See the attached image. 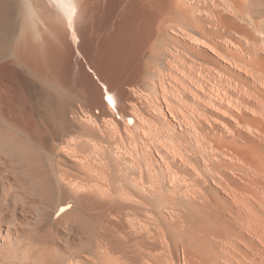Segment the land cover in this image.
<instances>
[{
	"label": "bare ground",
	"instance_id": "1",
	"mask_svg": "<svg viewBox=\"0 0 264 264\" xmlns=\"http://www.w3.org/2000/svg\"><path fill=\"white\" fill-rule=\"evenodd\" d=\"M253 1L0 0V154L31 207L80 237L66 250L40 228L30 239L32 223L0 227V264H264V59L222 51ZM224 59L249 66L255 94L223 86L224 71L240 78ZM163 77L182 98L210 81L215 120L176 113ZM162 102L214 160L159 119ZM44 147L59 148L58 169ZM112 193L149 205L141 228L109 216Z\"/></svg>",
	"mask_w": 264,
	"mask_h": 264
},
{
	"label": "rangeland",
	"instance_id": "2",
	"mask_svg": "<svg viewBox=\"0 0 264 264\" xmlns=\"http://www.w3.org/2000/svg\"><path fill=\"white\" fill-rule=\"evenodd\" d=\"M255 1V4H256V7H254L255 9H256V11L255 10H253V11H255V12H251V14H249V15H245L244 17H246L247 19H249L248 21L246 20V18H245V20H244V17L242 18V16L240 17L239 16V18L240 19H238V17H235L237 20V22L239 23V26H240V29L242 28V29H245V31L244 30H240L239 28L237 29L238 31H239V33L237 32V34H236V32L235 33H233L234 35H235V37H234V35H233V38H235V43H234V39L233 40H231L232 41V44H231V42H229V40H224L223 42L224 43H222V51H226L227 52V50L226 49H229V52H231V50H232V52L234 53V51H235V53L237 54V55H242L243 56V58H246L245 60L246 61H248L249 59H248V57L250 58V56L253 58V56H257L258 57V59L260 60L261 58H259V57H262V59H264V0H254ZM253 1V2H254ZM261 2V3H260ZM255 4H254V6H255ZM258 5V6H257ZM261 5V6H260ZM260 6V7H259ZM258 7H259V9H258ZM253 13H255L254 15H253ZM260 13V14H259ZM259 14V15H258ZM261 15V16H260ZM256 16V17H255ZM263 16V17H262ZM249 17V18H248ZM255 19V21L253 20L252 21V19ZM251 19V20H250ZM263 20V21H262ZM250 21H252V22H254L255 24L253 25V23L252 22H250ZM248 22H250V23H248ZM262 23V24H261ZM241 24V25H240ZM261 24V25H260ZM238 26V27H239ZM246 26V27H245ZM256 26H257V28H256ZM249 31H248V30ZM247 30V31H246ZM242 31H244L247 35H245V33H241ZM244 34V35H243ZM240 35H242V36H240ZM249 35V36H248ZM251 36H253V37H251ZM231 37H232V35H231ZM248 37H249V39H248ZM251 37V38H250ZM238 38V39H237ZM236 39L239 41H236ZM250 41V42H249ZM237 42V43H236ZM254 43V44H253ZM236 44V45H235ZM239 44V45H238ZM224 45V46H223ZM253 45V46H252ZM229 46V47H228ZM238 49H237V48ZM250 49H249V48ZM253 47H255L254 48V50H252L253 49ZM223 48H225V49H223ZM234 49V50H233ZM237 50H239L238 52H237ZM243 51V52H242ZM249 51H250V53H249ZM255 51V52H254ZM258 51H260L259 53H258ZM246 52H248V53H246ZM222 53H224V52H222ZM251 53H252V55H251ZM249 55V56H248ZM261 55V56H260ZM231 56V55H230ZM241 57V56H240ZM232 58V57H231ZM255 58V57H254ZM163 60L164 61H166V59H164L163 58ZM237 60V59H236ZM238 61H239V59L237 60V64H238ZM262 62H264V60H261ZM239 62H241V63H239L238 65L241 67H245V64L242 62V61H239ZM84 64H86L85 62H84ZM241 64V65H240ZM243 64H244V66H243ZM222 66L223 67H225V69L226 70H228L229 72H232L233 74H235V75H239V77L242 79V80H247L248 81V85H245L246 87H244V82L242 81V80H240V78L237 80V77H235L234 76V78H235V80H234V78H233V76L231 75V74H228V76H227V72L226 71H224V73L222 74V83H223V86H227L226 88H228V90H230V91H232L233 93L231 94V95H233V94H235V95H240L239 93H244V91L246 90V88L248 89V90H246L247 92H251V93H249L250 95L252 94H255V92H253V91H251V89L249 90V88H250V86L251 87H253L254 86V84H255V82H254V78L252 79V75L251 74H249V75H247V72L244 70L245 68H247L246 70H248V68H249V66H246L244 69L241 67H238V69L237 68H235L234 66H232V65H229L228 64V62L227 61H225V59L223 60V62H222ZM233 68V69H232ZM165 69V73H166V68H164ZM241 69H243V70H241ZM251 70H253L252 68H250ZM164 71V70H163ZM225 73H226V75H225ZM242 74V75H241ZM223 75H224V77H223ZM241 75V76H240ZM252 77H251V76ZM227 76V77H226ZM230 76H232V80H230L229 78H230ZM166 78V80H165V82H167L169 79V81L168 82H170V83H168V85H167V83H166V85L164 86V87H167V88H165V91H167L168 90V88L169 87H171V88H173V90L176 88V85L173 87V85H174V82L171 84V78L170 77H165ZM164 77H163V82H164V79H165ZM224 78V79H223ZM228 78V81L226 80ZM249 79V80H248ZM252 79V80H251ZM226 80V81H225ZM234 80V81H233ZM241 81L240 83L239 82H237V81ZM156 81H157V79H156ZM159 81H160V79H159ZM246 81V82H247ZM186 82V81H185ZM226 82V83H225ZM229 84H228V83ZM234 83V85L232 84V83ZM237 82V84L239 85H237V84H235ZM251 82V84H249ZM176 83V82H175ZM209 84H210V81L208 82ZM208 83H206V84H204L205 86H203L206 90L204 91V89H202L201 87L200 88H198L197 87V85H194L193 87L195 88H190V90L191 89H194V90H191L192 91V94L191 93H188V96H189V98L188 97H186V96H184V98H182V96L181 95H178V93H174V92H172L171 91V88L168 90V91H171L170 92V101H171V103H173V105H176V107L177 106H181V107H177V109L175 110V108L176 107H174V111L176 112V113H179V111H181V114L183 113V111H184V113L183 114H185L186 115V117H189V118H191V119H193V118H195V114L193 115V113H197L199 110H201L202 111V113L204 112L205 113V117H207V119H210L211 121H214L215 119H214V116H212V115H214L213 113H212V110H210V107L212 108V106H209L210 104H212L211 103V100L212 99H214V97H213V93H212V95H211V91H209V89H208V86L207 85H209ZM170 84H171V86H170ZM177 84V83H176ZM189 84V83H188ZM187 84V85H188ZM225 84V85H224ZM232 84V85H231ZM246 84V83H245ZM186 85V86H187ZM243 85V86H242ZM253 85V86H252ZM210 86V85H209ZM232 86V87H231ZM235 86V88L233 89V87ZM238 86V87H237ZM187 87H190V86H187ZM196 87H197V89H196ZM243 87V88H242ZM210 88V87H209ZM237 88V89H236ZM239 88H241V89H239ZM237 91H239L240 90V92H236V90ZM242 89H244V91L242 90ZM200 90H202V91H200ZM208 90V91H207ZM261 90H264V88H262ZM168 91H167V93L166 94H169L168 93ZM191 91H188V92H191ZM206 91H207V93H206ZM245 91V92H246ZM205 92V93H204ZM235 92V93H234ZM253 92V93H252ZM174 93V95H175V97H176V95H177V97L178 96H180V97H178V98H173V96L174 95H172ZM203 93V94H202ZM229 94L231 93V92H228ZM237 93V94H236ZM191 94V95H190ZM206 94V95H205ZM209 94H210V96H209ZM245 94V93H244ZM243 94V95H244ZM230 95V96H231ZM169 96V95H168ZM226 96V97H225ZM229 95L228 94H225L224 93V95H223V97L224 98H222V99H225L224 100V104L222 105V106H224V105H226L227 104V97H228ZM232 97V96H231ZM233 97H234V95H233ZM173 98V99H172ZM186 98V99H185ZM208 98L210 99V100H208ZM176 99V100H175ZM178 99H179V101H178ZM182 101H181V100ZM195 99H197L196 101H195ZM204 99V100H203ZM172 100H173V102H172ZM183 100H185V101H183ZM208 100V101H207ZM181 101V102H180ZM210 101V102H209ZM222 101V100H221ZM177 102V103H176ZM198 102L200 103V104H198ZM181 103H183V104H181ZM187 105H186V104ZM179 104V105H178ZM195 104V105H194ZM201 104H203L202 106L204 107H202L201 106ZM161 105L163 106L161 109V111H159L158 113H161V114H158L157 112H155L156 113V115H158V116H160L159 117V119L160 120H163L164 121V119L167 117V119H165V120H171V122L173 123V125H174V128H175V131H177V133H180V134H182V135H185L184 137H185V139L186 140H188L187 142L189 143V145H188V143H187V145H188V149H189V151L191 150H193V152H197V154H199L200 155V152H203L204 153V155L205 154H207L208 153V155H211L212 153L210 152L211 150L208 148H205L206 146H205V144H204V148H201L202 150H196V149H200L199 147H196V146H198V145H200V146H202L201 145V143H196L195 141H194V139H193V137H192V135L193 134H191L193 131H192V129H190L191 127H188L187 125H184L180 120H179V117H177L176 119L178 120V122H177V120L175 121V119L174 118H172L173 116H171V115H169L170 114V112H168L167 111V108H166V106H165V103L164 102H162L161 103ZM198 105H200V106H198ZM221 105V104H220ZM190 106V107H189ZM208 106V107H207ZM183 107V108H182ZM207 107V108H206ZM225 107H227V106H224L223 108L225 109ZM166 108V109H165ZM178 108H180L179 110H178ZM182 108V109H181ZM188 108H190L191 110H189ZM193 108L195 109V110H193ZM188 109V110H187ZM198 111H197V110ZM203 109V110H202ZM205 109V110H204ZM208 110V111H207ZM178 111V112H177ZM191 111H193V113L191 112ZM196 111V112H195ZM211 111V112H210ZM162 112H163V114H165V116L164 115H162ZM165 112V113H164ZM191 112V115L189 114ZM222 112V111H221ZM169 113V114H168ZM198 113H201V112H198ZM197 113V114H198ZM201 113V114H202ZM203 113V114H204ZM180 114V113H179ZM202 114V115H203ZM167 115V116H166ZM157 116V117H158ZM161 117H164V118H161ZM193 117V118H192ZM220 118V117H219ZM174 119V120H173ZM194 120V119H193ZM210 122V121H209ZM209 122H206L207 124H209ZM183 125V126H180V125ZM207 124H205L206 126H207ZM183 127V128H182ZM186 127V128H185ZM208 127L210 128V126L208 125ZM180 128H182V129H180ZM209 128H207V130H209ZM206 130V131H207ZM180 131V132H179ZM183 132H184V134H183ZM190 134H191V137H190ZM218 134H220V130H219V132H218ZM190 138H192V140H190ZM190 141V142H189ZM193 143H195L196 144V146H195V144H193ZM192 144L194 145V149H192ZM208 146V145H207ZM208 150V152H206V150ZM59 150V148L58 147H54V148H52L51 150H48L47 148H42L41 149V151H42V153H43V155H44V158H46L47 159V161H48V163H49V167H51V168H53V169H58V167H59V165H58V158H57V151ZM196 150V151H195ZM204 150V151H203ZM190 151V152H191ZM199 152V153H198ZM206 152V153H205ZM210 153V154H209ZM202 156H200V158H201ZM199 158V157H198ZM199 158V165L202 167V168H204L205 169V164H206V162L201 158L200 159ZM209 158H211V160H214L216 157H214V155L212 156H209ZM202 161V162H201ZM9 163V164H8ZM8 163L6 162V159L4 160V157H3V155H1L0 154V227H2V228H13V227H19L18 229H20V230H23V229H21L22 227L24 228V229H27L26 227L29 225V224H31L32 226H30L29 225V228L28 229H30V228H33V227H35L34 229H32V230H29V232L30 233H28L27 232V235H28V237H29V235H30V239H33V235H35V237L37 238V237H41L42 236V232H43V230H44V233L46 234V235H49V234H54L53 236L54 237H52V235H51V237H52V239L50 240V238H48L49 240H50V242L51 243H54L55 241H56V243H54L55 245H56V247H58V249H66V250H68V249H72V248H77V249H79V241H78V239L80 238H78V234L76 233L75 234V232L76 231H72V229L70 228V227H63V226H61V225H56L54 222H53V215L50 217V216H48V217H44L43 215H42V213H41V210L38 208V207H36V204H35V206H34V203H33V207H31L32 206V202H33V198H29V197H31L30 195H26L24 192H21L22 190L21 189H19V186H18V184H17V181L14 179V174H13V172H12V166L10 167V162L8 161ZM203 163H204V165H203ZM60 167H62V166H60ZM209 181V183H211V185H212V181H210V180H208ZM11 184V185H10ZM17 184V185H16ZM8 185H10V187L8 188ZM18 186V187H17ZM11 188V189H10ZM25 196H24V195ZM114 193H112V202L113 203H109V204H112V206H110L109 205V207H111L112 209H115V208H117V206H118V208L121 206V205H119L120 203H121V201H120V199L118 200V198L116 199L115 197L116 196H119L118 195V193H115V194H117V195H113ZM115 196V197H114ZM220 196H222V193L220 194ZM28 197V198H27ZM113 197H114V200L116 199V200H118V201H120V202H116V200L114 201L113 200ZM32 199V200H31ZM29 200V201H28ZM123 201V203H122V210L121 209H118L117 208V212L115 211L114 212V214H113V212L112 213H109V216L110 217H112V219H114L116 222H118L119 224L118 225H121L120 223H122V221L121 220H126V222L124 221L122 224L123 225H125V226H130L133 222H135V223H133L132 224V227H133V225H135V228L134 229H136V228H139L140 226L142 227L143 225H144V223H143V221H144V219H145V217L144 216H142L143 214L142 213H144V211H146L145 209L146 208H149V205L148 206H146L147 205V203L146 202H144L143 200H141L140 202H138V203H135V204H131V203H129V202H127V201H124V200H122ZM116 202V203H115ZM143 204H142V203ZM118 203V204H117ZM127 203H129V204H127ZM141 203V204H140ZM146 205H145V204ZM116 204V205H115ZM114 205V206H113ZM133 205V206H132ZM143 205V206H142ZM116 206V207H115ZM131 206V207H130ZM136 206V207H135ZM145 206V208H142V207H144ZM115 207V208H114ZM129 209H128V208ZM34 208H36V209H34ZM127 208V209H126ZM137 208V209H136ZM132 209V210H131ZM136 211H135V210ZM141 210V211H140ZM142 210H143V212H142ZM121 211L122 212H124V213H121ZM133 211V212H132ZM128 212V213H127ZM116 214V215H115ZM112 215V216H111ZM121 215V216H120ZM127 215H129V216H127ZM137 215V216H136ZM139 215V216H138ZM120 216V217H119ZM132 216V217H131ZM115 217V218H114ZM121 217H123V218H121ZM128 217V218H127ZM141 218V219H138V218ZM44 218V219H43ZM45 218L47 219V221H48V223H47V221H45ZM121 219V220H120ZM133 219V220H132ZM136 219H138V220H136ZM29 220V222H27ZM121 222H120V221ZM128 220V221H127ZM141 220V221H140ZM23 221H26V226L23 224ZM31 221V222H30ZM33 221V222H32ZM131 221V222H130ZM137 221V222H136ZM34 222H35V224H34ZM139 222V223H138ZM140 222H142V223H140ZM51 223V224H50ZM115 223V222H114ZM128 223V224H127ZM130 223V224H129ZM22 224L24 225V226H22ZM53 224V225H52ZM137 224V225H136ZM35 225V226H34ZM115 225V224H114ZM114 225H112L111 226V233L113 234V233H117L118 234V232H120V230H118L117 228H118V226H117V228L115 229V227H114ZM139 225V226H138ZM22 226V227H21ZM116 226V225H115ZM136 226H138V227H136ZM140 227V228H141ZM39 228L42 230V232H41V235L39 236V234H40V231L39 232H36V231H38L39 230ZM68 228L69 229H71V231L70 230H68ZM121 228V227H120ZM119 228V229H120ZM123 228V227H122ZM53 229V230H52ZM59 229V230H58ZM45 230H46V232H45ZM117 231V232H115V231ZM136 230H138V229H136ZM70 231V232H69ZM141 229H139V231H138V234L137 235H139V233H141ZM143 232V231H142ZM36 233V234H35ZM39 233V234H38ZM33 234V235H32ZM38 234V235H37ZM45 234H43V236H45ZM114 234V235H115ZM32 235V236H31ZM78 235V236H77ZM120 235V233L118 234V236ZM141 235H143V234H141ZM50 236V235H49ZM48 237V236H47ZM76 237L78 238L77 240H76ZM68 238V239H67ZM70 238V239H69ZM72 238H74V239H72ZM67 239V240H66ZM59 240H61L62 242H60ZM68 240H69V243L67 244V242H68ZM63 241H64V243H66V244H64L63 243ZM65 241H67V242H65ZM71 241V242H70ZM63 245H62V244ZM70 243H75L74 245L72 244V246H71V244ZM60 244V245H59ZM67 245H69V246H67ZM59 246H62V247H59ZM71 246V247H70ZM74 246V247H73ZM76 246V247H75ZM138 245L136 244V247H137ZM68 247V248H67ZM70 247V248H69ZM179 256L182 258V249H181V246H179Z\"/></svg>",
	"mask_w": 264,
	"mask_h": 264
},
{
	"label": "snow or ice",
	"instance_id": "3",
	"mask_svg": "<svg viewBox=\"0 0 264 264\" xmlns=\"http://www.w3.org/2000/svg\"><path fill=\"white\" fill-rule=\"evenodd\" d=\"M107 99H108L109 102H112V97L109 96V97H107ZM65 211H66V209H64V208L60 209V212H62V213L65 212Z\"/></svg>",
	"mask_w": 264,
	"mask_h": 264
},
{
	"label": "water",
	"instance_id": "4",
	"mask_svg": "<svg viewBox=\"0 0 264 264\" xmlns=\"http://www.w3.org/2000/svg\"><path fill=\"white\" fill-rule=\"evenodd\" d=\"M98 75V74H97ZM100 78V77H99Z\"/></svg>",
	"mask_w": 264,
	"mask_h": 264
}]
</instances>
